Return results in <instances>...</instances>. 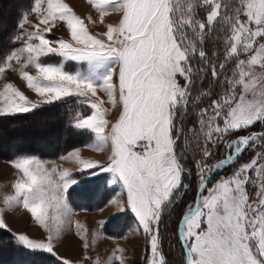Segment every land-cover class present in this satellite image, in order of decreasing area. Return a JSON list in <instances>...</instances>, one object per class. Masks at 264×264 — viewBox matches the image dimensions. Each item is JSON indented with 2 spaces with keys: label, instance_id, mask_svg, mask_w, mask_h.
Segmentation results:
<instances>
[{
  "label": "snow or ice",
  "instance_id": "snow-or-ice-1",
  "mask_svg": "<svg viewBox=\"0 0 264 264\" xmlns=\"http://www.w3.org/2000/svg\"><path fill=\"white\" fill-rule=\"evenodd\" d=\"M89 2L100 13L101 22L110 12L122 13L116 26H107L106 40L90 34L83 21L61 0H35L32 11L40 17L39 24L46 27L41 30L39 24L34 25L35 31L18 35L15 40L24 35L27 40L0 62V73L26 52L24 67L34 66L37 74L21 71L20 77L28 89L44 98L43 103L75 96L83 98L80 102L94 110L89 115L77 112L74 127L95 134V151L110 142V155L103 163L81 159L78 153L70 155L75 156L80 172H106L122 185L127 197L125 207L134 214L147 240L144 264H167L160 247L159 226L165 209L178 203L176 197L188 187L182 177L191 175L184 166L186 150L178 149L184 121L188 112L195 109L193 73L204 71L195 69L193 60L198 56L209 63L208 54L198 45L206 29L223 25L220 31L224 33L226 53L223 62L211 65V75L225 91L196 112L205 140L194 165L199 186L178 230L185 250L184 264H264V193H258L262 196L258 206L250 202L248 194L249 187H256L250 175L257 167L258 154L230 176L221 175L211 183L250 145L255 146L257 140L264 143V131H254L255 126L264 129V89L253 88L252 98L247 96L249 80L254 82L252 69L257 65L264 69V0ZM200 10L206 13L205 22L196 18ZM57 19L66 24L70 41L48 37ZM190 30L192 36L188 34ZM49 55L84 63L87 69L68 73L62 65L43 63L42 58ZM230 59L239 71L222 78L221 71ZM114 76L122 113L106 134L108 121L97 92L106 93L109 103L115 106ZM199 99L198 95L196 100ZM0 104L7 107V112L0 107V114L27 113L39 106L10 83L0 91ZM229 136L235 139H227ZM221 144L228 155L210 164L211 149ZM12 166L22 179L13 185L15 195L7 197L5 203L22 204L41 227L49 230L47 221L53 218L49 211L67 207L65 197L76 183L73 175L67 170L57 173L56 168L49 172L37 158L18 159L12 161ZM53 175L59 179L54 181ZM76 227L80 229L81 225ZM0 228H7L2 218ZM15 238L27 249L57 256L50 232L47 242L24 234ZM84 247H88L87 243ZM63 264L69 262L63 260Z\"/></svg>",
  "mask_w": 264,
  "mask_h": 264
},
{
  "label": "rangeland",
  "instance_id": "rangeland-1",
  "mask_svg": "<svg viewBox=\"0 0 264 264\" xmlns=\"http://www.w3.org/2000/svg\"><path fill=\"white\" fill-rule=\"evenodd\" d=\"M1 1L4 3V9L2 8V15L0 16V50L5 44V41L2 40L1 33L4 31V29L8 28L11 23L12 16L14 15L13 17H16V8L22 5L25 0ZM188 2L191 3L192 0H188ZM34 5L35 0H32V3L29 6V9L27 10L26 14L22 18L18 16L16 22L18 23L17 25L19 31L14 36V39L21 33H26V29L30 28V25L27 20H29L28 18L33 14L32 9L34 8ZM205 16V11L200 10L196 18L201 22H205ZM22 23L23 27L21 28L20 25ZM222 26L223 25L217 24L214 25L211 29H206L203 34L202 42L198 45V47H202L203 50L208 54L209 63L205 64L203 61L200 60L198 56L193 60V67L195 69H203L204 71L202 74L197 72L193 73L194 85L192 98L195 102V109H192L188 112L187 118L184 121L183 134L181 135L178 149L186 150L187 158L184 161V166L191 171V175H185L182 177L183 183L188 187L186 188V190L182 189L180 195L176 197L178 203H175L172 207L165 209L159 226L160 247L167 260V264H184L185 262L184 249L182 247V243L178 235V223L180 224V219L186 212L188 205L193 204L196 199V189L199 186V180L194 165L195 161L200 158V150L205 143L204 133L199 130L198 121L196 119V112L199 110L200 107L208 105L210 103L211 98H213L214 96H218L225 91V87L213 80L211 75V65H219V63L223 62L224 55L226 53V48L223 42L224 33L220 31ZM52 34L53 36L48 35L50 39H62L59 38L61 36L57 33ZM188 34L189 36L193 35L191 30ZM25 41L26 35L21 36L19 40H15L16 44L14 45L13 49H11L6 54V56L5 54L2 56L0 54V62H3L8 55H10L14 50H17L19 46L22 45ZM52 46L56 47L57 45L53 44ZM213 53H215V55H213ZM26 56L27 53H23L19 61L13 60L11 62V67L6 68L3 73H0V91L3 90L6 84L10 83L16 89L24 93V95L29 100H31L33 103L38 104V107L46 106L47 103L42 102L44 98L39 97L36 93L28 89L26 86V82H24L20 77V72L24 71L23 60ZM43 61H47L45 63L50 65H62L64 69L67 66V69H71L75 66V64H73V61L65 60L64 58L56 55H49L43 57L42 62ZM19 65L20 67H22L21 69H17ZM217 70L220 71L219 68ZM234 70L239 71L238 69H235L234 62L230 59L226 62L225 69L221 71V77L223 78L225 76L230 75V73ZM252 71L254 72V82L251 79L249 80L251 88L249 93L247 94L248 98H252L253 88L257 91L264 89V69H261L259 65H257L252 69ZM113 79L114 82H116L117 84L118 90V80L115 76ZM205 93H209L210 95H205ZM100 94L97 96L103 101L102 108L105 110V119L108 121V124L105 128V133L109 134L111 131L112 124H114L118 120L120 114L122 113V105L119 102V92L118 96L117 94L115 95V106L112 103H109V98L106 93L103 92V94ZM198 95L201 97V99L196 100V97ZM74 103L75 105L73 107H76V110L73 111L72 114L68 115L67 118V122L71 124L72 127H74V117L77 112L83 115H89L94 111L89 105L81 103L80 100H74ZM0 107H3L5 109V112H7L6 105L0 104ZM38 107L32 109L30 112L27 113L16 112L11 114H0V128L2 130L0 131V152H2L3 154H7L8 152H12L15 149L22 151L21 149L33 148L32 145L40 147V142L32 141L33 138H35L36 140L44 139V141L50 140L54 146H58V138L63 141V138L65 136L63 130L64 127H62L60 124L57 125L55 123L54 118H49L51 117V115L38 117L33 119L32 121L21 120L22 122H20L18 120V122H5L8 118L15 117L17 115L29 114ZM31 122H33V125L28 130L23 129L22 127H16L20 126L21 124H29ZM13 127H15L16 132H6L7 128L12 129ZM189 129H191V131ZM77 130H80L82 132L88 131L89 137H93V142L96 139L95 134L92 133L90 130ZM254 131L256 133H260L261 131H264V129H261L259 126H255ZM247 134L248 133H244V135ZM227 139H235V137L229 136L227 137ZM70 141L71 139L68 142ZM43 145H45V143ZM73 145L74 143L69 144L67 147L70 148L69 151L64 155L58 154L59 157L56 158L44 157L41 154L30 152L16 155L14 158L0 157V165H4L5 169L6 167L12 169V171L9 172L11 173L12 177V179H10V174H8V171L0 168V205L2 207V217L0 218H2L7 224V228H0V230L8 231L15 237L17 235L24 234L27 235L29 238L41 240L43 242H47L50 232L53 239L54 252L62 255V261H70L69 264H94V262H96V264H144V256L146 254L145 245L147 244L146 237L143 232L139 229V225L134 214L130 211V209H127L125 207V202L127 198L126 191L122 188V185L119 182H116L112 175L109 173L97 172V174H92L94 170L89 171L91 178L96 177V175L98 176L96 177L98 182V185H96V193L94 194L93 198L91 196L93 195V193L90 194L91 199H89L88 191L84 193L78 188V183H80L82 180L79 179L81 175L77 176L80 173H87L88 171L73 172V179H75L76 183L72 184L71 187L68 189V193L65 197V203L67 207L62 208L60 210L50 209L49 215L53 218L48 220L49 230H45V228L41 227L32 218L30 213H24L26 209L23 208L22 204H18L16 202V211L23 214L17 213L16 215L12 216L9 214L12 209H9L11 207L8 206V203L5 205V201L2 197L8 194L15 195V189L13 185L15 184V181L17 182L18 180L22 179V174L12 166V161H16L18 159L26 157L37 158L42 163H44L45 169L47 171H49L50 169L52 170V168H56V170H58L61 168V166H64L65 168L69 169V172H72V170L79 171V168L76 167H80V165L76 162L75 156L70 154L78 153L81 159H94L101 163L106 161L108 158L107 152L105 150H102L101 152H105L106 155H102L94 153L88 149H85L84 147L77 146L79 147V149L84 148L83 150L78 151V148H73ZM74 150L77 151L73 152ZM211 151L213 152V156L209 158L208 162L210 164L218 163L220 160L225 159L226 155L228 154L227 150L223 147L222 144L217 148H212ZM257 154V167L251 172L250 175V179L255 182L256 187H249L248 194L250 197V202L258 206L262 199V196L258 195V193H264V187H261L262 185H264V143H262L260 140H257L255 142V146L250 145L246 152L243 154V156L239 159L240 161L236 160L231 165V167L236 169L240 165V163H249L251 162L253 157L257 156ZM231 174V170L226 168L222 173L216 175L215 178L211 181V183H215L216 180L220 179L221 175L227 177ZM102 175H106L107 177ZM52 178L54 181H57L59 179L57 178V175H53ZM107 178L108 181L105 182L104 180ZM87 187L88 190L91 189L90 185H88ZM109 198L111 202L113 200L115 201L117 199H121L123 208H125V212H123L122 214H118L115 219L123 215H127L122 219V221L119 219V221L116 222L114 225L110 224L111 228H106V231H108V233L114 234H103V224L102 222H96V219L92 220L91 218L84 219L82 217H76L79 212H77V209H74V206H77L78 203L82 204L79 205L81 208L83 207V205L88 206L87 204L89 203H95L98 206L102 205V207H99L97 210H103V207L108 204L107 201L109 200ZM105 201L107 204L103 206ZM85 211L87 212L88 210ZM75 223L81 225V228L77 229ZM162 225L164 226L163 229ZM78 232L80 233L79 235L77 234ZM81 236H83L84 239H81ZM68 242L77 245L74 249L75 251L69 254L66 252L62 253V248L65 246V243ZM15 243L20 244L19 242H16V240ZM85 243H87L88 245L86 249L84 247ZM22 247L26 251H40L30 250L25 248L24 246ZM0 251H4L3 248H0ZM85 257H88V259H85ZM114 257H121L122 259H115ZM149 259H151L150 256ZM6 264L16 263L7 262Z\"/></svg>",
  "mask_w": 264,
  "mask_h": 264
},
{
  "label": "trees",
  "instance_id": "trees-1",
  "mask_svg": "<svg viewBox=\"0 0 264 264\" xmlns=\"http://www.w3.org/2000/svg\"><path fill=\"white\" fill-rule=\"evenodd\" d=\"M31 3H32V0H25V2L22 3V5L18 6L16 8V11H17L16 17H13L14 15L12 16L10 25L8 26L7 29H4V31L1 33L2 40L5 41L3 48L0 50L1 56L4 54L6 56V54L11 49H13L14 45L16 44L14 36L19 31L18 25H17L18 23L16 22V20L18 16L22 18L26 14ZM3 4L4 3L0 0V10H1L0 16L2 15V8L4 9ZM81 99L83 98H77L75 96L67 97V98L58 100L56 102H53L52 104H47L46 106L38 107L37 109H35L33 112L29 114L17 115L15 117L8 118L5 122L11 123L15 121L18 122V120L20 122H22L21 120L32 121L33 119L38 118V117L51 115V117L49 118H54L55 123L57 125L60 124L62 127H64L63 130H64L65 136L63 138V141L60 138H58V143H57L58 146L57 145L54 146L50 140L44 141V139L36 140L35 138H33L32 141L40 142L41 144L40 147H37L36 145L31 144L33 148L21 149L22 151L15 149L12 152H8L7 154H3L2 152H0V157L14 158L16 155L30 152V153L41 154L44 157L56 158V157H59V155L66 154L70 149L67 147L71 143H74V145H76V146L73 145V148H76V149L77 148L79 149V147H86L88 145H91L93 142L92 141L93 137L91 138L89 137L88 131H84V132L80 130L78 131L76 128L74 129V127H72L71 124L67 122L68 115L72 114L73 111L76 110V107H73L75 105L74 100L78 101ZM32 125H33V122L29 124L28 123L21 124L20 126H16V127H22L23 129L28 130L30 127H32ZM13 128L12 129L7 128L6 132H11V131L16 132L15 127ZM0 131H2L1 128H0ZM70 139L71 141L68 142ZM44 143L45 145H43ZM80 175L81 177H79V179L82 181L78 184L79 186L78 188L84 193L88 191L89 193L88 198L91 199L90 198L91 196L93 198L97 190L96 185H98V182H97L96 177L98 176L96 175V177L91 178L89 171L87 173H80L77 176H80ZM102 176L107 177L106 175H102ZM104 181L105 182L108 181V178L105 179ZM88 185H90L91 187L90 190H88V187H87ZM92 193L93 195L90 196V194ZM109 200L107 201V203L109 202ZM107 203L105 201L103 206L106 205ZM79 205H82V204L78 203L77 206L76 205L74 206L75 207L74 209L96 211L99 207H102V205L98 206L95 203H89L87 204L88 206L83 205L82 208ZM126 216L127 215H123L115 219L114 221H111L109 224H106L105 225L106 227L104 226L105 233L109 235L114 234V233H111V234L108 233V231H106V228L107 229L111 228V225H114L116 222L119 221V219L122 221V219ZM163 227L164 226L162 225V229ZM178 227H179V223H178ZM14 239L16 240L15 236L12 235L10 232L0 230V248H3L4 250V251H0V264H6L7 262H14L16 264H63V261L61 259H57V256L51 253L40 252V251H26L22 247L21 244L15 243ZM16 242L18 241L16 240Z\"/></svg>",
  "mask_w": 264,
  "mask_h": 264
},
{
  "label": "crops",
  "instance_id": "crops-1",
  "mask_svg": "<svg viewBox=\"0 0 264 264\" xmlns=\"http://www.w3.org/2000/svg\"><path fill=\"white\" fill-rule=\"evenodd\" d=\"M75 1H77V4H75L73 2V0H61L62 3L66 4L72 10V12L83 21V23H84L85 27L87 28V30L89 31V33L92 34L93 36H96L99 39L106 40L104 33L107 31V26L109 24L116 26L118 24L119 20L122 18V13L120 11H113V12L106 14L103 17V22H101L100 13L98 11H96V9L89 2V0H75ZM119 2H120V0H117V3H119ZM28 19L29 20H27V21L30 25V28H27L26 32L35 31V28L33 26L39 24L40 17L35 12H33V14ZM39 27L41 30H43L46 26L43 24H39ZM52 33H54V34L57 33L58 35L61 36L59 38H62L63 40H68V41L71 40L70 32L67 29L66 24L59 19H57L55 21V26L52 27L51 31L49 33H47V35L53 36ZM26 40H27V36H26ZM32 42L38 43V41H32ZM26 59H27V56L24 57L23 65H25ZM43 62L45 63L47 61H43ZM73 64H75V66L73 68L67 69L68 68V66H67V67H65V69L63 68V70L68 72V73L75 74L77 72L86 71V69H87V65L84 63L73 61ZM21 68L22 67H20V65H19V67L17 69H21ZM24 71L28 72L29 74H31L33 76L36 75V69L34 66L29 65L28 67H24ZM116 91L117 92H115V95L117 94V96H118V90L116 89ZM100 93L103 94V91L98 90L97 95H99ZM91 99L95 100L96 97H91ZM99 100L102 101V99H99ZM96 143L97 142L95 139L94 142H92V144L90 146H86L84 148L88 149L94 153L102 154V155H106L105 152H101L102 150H105L107 152V156L110 155V147H111L110 142L108 144L104 145L100 151L94 150V147H96ZM84 148L78 149V151L83 150ZM75 151H77V150H74L73 152H75ZM0 168H2L4 170L5 166L0 165ZM76 168H79L78 169L79 171L72 170V172L70 171V173L72 174L73 172H80V167H76ZM5 170L8 171V174H10V179H12L11 173H9L12 171V169H10L9 167H6ZM64 170L69 171L68 168L61 166V168L57 170V173L64 171ZM87 171H90V170H87ZM87 171H84V172H87ZM49 172H51V169L49 170ZM57 178H59V177L57 176ZM15 183H16V181H15ZM12 196H14V195L8 194L6 196H3L2 198L5 201L7 197H12ZM6 204L7 203H5V205ZM8 206L11 207L9 209H12V211L9 213L11 216L19 213L18 211H16L17 206H16L15 201H10L8 203ZM1 209H2V207L0 205V217H2ZM121 209H123V210H121ZM124 210H125V208H123V204H122L121 199H117L115 201L113 200L112 202L110 200L108 202V204L103 207V210L87 211V212L85 210H77V212H79V214L76 217L77 218L82 217L84 219L91 218L92 220L96 219V222H102V224H103V226H102L103 231L102 232H103V234H105L104 226L107 223H110L112 220H114L118 216V214H120V213L122 214L123 212H125ZM12 213H14V214H12ZM24 213H29V212L27 210H25ZM19 214H23V213H19ZM20 219H21V217H20ZM75 220H78V219H75ZM47 223H48V221H47ZM26 224H27V222H26ZM75 224L77 225V223H75ZM65 246L62 248V251H63L62 253L66 252L69 254V253H73L75 251L74 249L76 248L77 245L71 244L70 242H68V243H65ZM64 248H65V251H64ZM56 254L58 257L61 256L60 258H62V255H60L58 253H56ZM68 262L70 263V261H68Z\"/></svg>",
  "mask_w": 264,
  "mask_h": 264
},
{
  "label": "bare ground",
  "instance_id": "bare-ground-1",
  "mask_svg": "<svg viewBox=\"0 0 264 264\" xmlns=\"http://www.w3.org/2000/svg\"><path fill=\"white\" fill-rule=\"evenodd\" d=\"M73 2H74L75 4H77V1L73 0Z\"/></svg>",
  "mask_w": 264,
  "mask_h": 264
},
{
  "label": "water",
  "instance_id": "water-1",
  "mask_svg": "<svg viewBox=\"0 0 264 264\" xmlns=\"http://www.w3.org/2000/svg\"><path fill=\"white\" fill-rule=\"evenodd\" d=\"M179 237H180V232H179ZM180 240H181V238H180ZM182 242V241H181Z\"/></svg>",
  "mask_w": 264,
  "mask_h": 264
}]
</instances>
